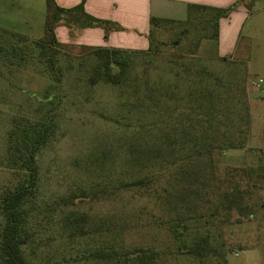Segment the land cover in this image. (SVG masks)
Instances as JSON below:
<instances>
[{
	"label": "trees",
	"instance_id": "16d2710c",
	"mask_svg": "<svg viewBox=\"0 0 264 264\" xmlns=\"http://www.w3.org/2000/svg\"><path fill=\"white\" fill-rule=\"evenodd\" d=\"M241 1L224 7L189 3L184 19L150 16L148 44L143 49L89 47L93 63L88 83H110L121 87L124 96L125 111L120 117L124 119L122 186L124 190L143 187L148 191L156 177L173 170L171 175L177 188L170 190L166 186L162 192H154L167 211L191 208L192 200L200 199V193L215 183L214 149L242 148L246 144L250 126L244 90L246 62L227 56L212 57L225 65L223 71L213 72L197 57L200 41L217 40L220 18L227 17ZM83 4L81 0L64 8L55 0H45L43 33L37 40L0 28V66L6 70L0 71V78L7 86H11L7 78L10 54L24 52L23 45L28 41L36 50L37 63H43L45 71L58 79L52 55L62 45L55 34L59 21L68 27H101L104 38L110 31L122 29L114 21L87 13ZM160 33H166V38H160ZM182 40L186 41L185 51L161 54L163 49L179 46ZM155 62L163 64V73L156 76L153 70L159 67ZM50 99L49 95L43 98ZM49 136L48 120L27 117L20 118L9 132L8 163L16 166L19 178L0 193V264H157L162 255L158 249L130 248L119 235L97 236L93 233L97 227L88 223L89 214L69 207L78 198L102 195L105 186L100 182H91L87 187L70 186L66 195L47 204L57 210L55 217L69 252L58 257H51L46 251L37 253L44 224L42 216L28 202L34 195L38 152ZM260 152L255 167L232 169L242 172L249 188L256 185V178L264 179V152ZM100 156L103 164L104 149ZM96 160L97 154L91 152L86 159L87 169L97 164ZM238 183L233 179L229 190L222 192L221 205L227 211L235 208L252 214V204L244 202L247 190L239 188ZM185 219L176 217L169 225L171 239L177 243L175 251L194 259L196 264H227L226 253L212 247L207 235L189 232L182 222ZM102 226L110 229L105 223L98 227Z\"/></svg>",
	"mask_w": 264,
	"mask_h": 264
},
{
	"label": "rangeland",
	"instance_id": "374dc122",
	"mask_svg": "<svg viewBox=\"0 0 264 264\" xmlns=\"http://www.w3.org/2000/svg\"><path fill=\"white\" fill-rule=\"evenodd\" d=\"M248 9L253 13L246 19L241 34L249 38L245 41L247 57L245 54L242 59H246L251 72H247L244 86L251 119V114L256 117L264 110V0H258ZM44 16L45 0H0L1 26L8 25L9 31L30 40L42 36ZM159 36L166 38L167 35L160 33ZM185 46L186 41L182 40L179 46L163 49L161 54L183 52ZM23 50L10 54L7 78L11 86L0 78V193L5 186L16 184L19 178L16 166L8 163L9 132L22 117L48 120L50 136L38 152L36 185L28 202L42 216L44 224L37 253L46 251L51 257H58L69 252L55 217L57 210L47 204L66 195L70 186L87 187L91 182H100L105 186L102 195L78 198L69 206L89 214L88 223L97 227L93 232L97 236L119 235L130 248L158 249L162 255L157 264H196L194 259L175 251L177 243L169 234V225L176 217L184 216L186 219L182 222L187 224L188 231L207 235L212 247L226 253L227 264H264V179L256 178V185L249 188L242 172L232 170L257 165L261 152L248 143V138L242 148L214 149L215 183L200 193V199L192 200L191 208L167 211L154 192L160 193L166 186L170 190L177 188L171 175L173 170L156 177L148 191L143 187L124 190L122 186L124 119L120 117L125 111L124 96L121 87L110 83H88L93 63L90 48L75 44L59 46L52 55L59 74L56 80L45 71L43 63H37L36 50L29 41ZM201 51L216 53L217 48L212 44L203 46ZM197 57L213 72L225 69L217 58ZM157 63L159 68L153 70L154 76L163 73L162 62ZM0 71L6 70L0 66ZM46 95L51 96L50 101L43 100ZM102 149L106 152L103 164ZM91 152L97 154L98 162L87 169L86 159ZM226 177L228 182L222 180ZM233 179L239 181V188L247 190L244 202L252 204L254 213L248 214V210L241 213L235 208L227 211L222 207V192L229 190ZM104 223L109 230L106 226L98 227Z\"/></svg>",
	"mask_w": 264,
	"mask_h": 264
},
{
	"label": "crops",
	"instance_id": "0c3cea01",
	"mask_svg": "<svg viewBox=\"0 0 264 264\" xmlns=\"http://www.w3.org/2000/svg\"><path fill=\"white\" fill-rule=\"evenodd\" d=\"M64 8L72 7L81 0H55ZM237 0H84V10L101 19H108L119 24L122 29L112 30L104 38L101 27L66 26L62 21L56 23L55 34L61 44L90 46H112L120 48L143 49L147 47V33L150 16L171 19H184L189 3H198L224 7ZM258 0H242L227 16L219 20L217 40L203 39L198 47V55L210 57L227 56L230 59L243 60L246 53V38L241 34L242 27L252 15L253 6ZM0 24V28L9 30L8 25ZM12 27V26H11ZM249 39V38H248ZM216 46V53L202 52L203 46ZM228 52V54H226ZM246 62V59L243 60ZM247 72L251 74L249 66ZM264 82V76H263ZM264 89V85L262 86ZM264 152V110L256 117L251 114L248 143Z\"/></svg>",
	"mask_w": 264,
	"mask_h": 264
},
{
	"label": "built area",
	"instance_id": "2783aa9c",
	"mask_svg": "<svg viewBox=\"0 0 264 264\" xmlns=\"http://www.w3.org/2000/svg\"><path fill=\"white\" fill-rule=\"evenodd\" d=\"M259 81H260V80H259ZM255 85H257V86H258V85H259V83H255Z\"/></svg>",
	"mask_w": 264,
	"mask_h": 264
}]
</instances>
